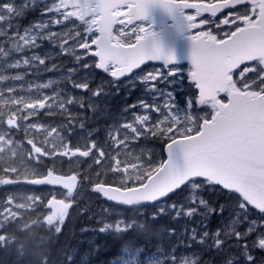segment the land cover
<instances>
[{
    "label": "snow or ice",
    "instance_id": "6c2138e0",
    "mask_svg": "<svg viewBox=\"0 0 264 264\" xmlns=\"http://www.w3.org/2000/svg\"><path fill=\"white\" fill-rule=\"evenodd\" d=\"M12 3L0 0V17ZM21 5L17 15L23 19L36 12L23 29L33 34L35 55L69 61L64 71L70 108L74 102L78 114L107 115L106 105L100 108L102 97L114 89L132 93L133 102L125 103L103 131L84 119L68 125L65 152L93 171L90 183L140 189L142 195L156 189L169 169L215 165L212 178L189 177L135 201L152 209L147 222L165 226L167 236L160 245L152 241L138 249L142 264H151L156 255L161 264H264V0H21ZM153 7L188 30L187 68L172 63L171 52L165 53L152 25L144 23ZM24 121L31 123L27 115ZM253 130L255 137L249 134ZM206 150L229 159H201ZM78 175L83 179L86 173ZM40 187L48 198L74 195L61 184ZM117 220L123 223V215ZM109 228V223L99 230L86 225L82 233ZM120 235L131 239L133 233ZM107 237L105 264L107 257L126 264L120 258L122 241ZM89 243L101 247L92 237ZM70 257L65 264H73Z\"/></svg>",
    "mask_w": 264,
    "mask_h": 264
},
{
    "label": "rangeland",
    "instance_id": "374dc122",
    "mask_svg": "<svg viewBox=\"0 0 264 264\" xmlns=\"http://www.w3.org/2000/svg\"><path fill=\"white\" fill-rule=\"evenodd\" d=\"M22 11L21 0H13L0 17V182L7 176L30 177L52 168L59 169L63 163L67 169L77 168L81 160L75 153H66L64 149L68 125H78L81 119L88 121L86 117L91 116V123L97 122L98 125H94L103 131L106 125L116 122L125 103L133 102L131 91L114 89L101 98L100 108L102 110L106 105L107 115H102L101 111L95 112L96 116L88 111L78 114L80 110L75 108L74 102L70 108V90L65 91L68 84L64 71L69 61L59 57L48 60L47 53L42 57L35 55L33 34L25 33L23 29L25 22L34 18L36 12H30L23 19L17 15ZM144 23H150L153 31L157 32L150 18ZM42 59L44 63L40 62ZM53 64L59 65L55 73L49 70ZM175 66L187 68L189 65ZM38 100L44 103L36 104ZM29 104L33 105L31 109L28 108ZM25 115L30 117L31 123H25ZM61 153L70 156L71 162L62 160L59 155ZM132 166L129 164L128 167L131 169ZM137 166L142 168L143 164ZM47 191L46 188L15 187L0 183V228L4 229L5 237H10L16 227L28 229L36 226V223L62 226V222L77 217V201L85 200L89 192H92L91 187L82 181L71 198L67 195L64 197L76 202L73 208L62 216H53L47 206L50 199L46 196ZM99 197L96 194L94 196ZM113 213L118 215L120 210L115 208L112 213L104 212L103 225L109 223L112 227L125 228L135 223L123 213V223H120ZM120 258L126 264H141L138 252ZM151 264H161V258L154 256Z\"/></svg>",
    "mask_w": 264,
    "mask_h": 264
},
{
    "label": "trees",
    "instance_id": "16d2710c",
    "mask_svg": "<svg viewBox=\"0 0 264 264\" xmlns=\"http://www.w3.org/2000/svg\"><path fill=\"white\" fill-rule=\"evenodd\" d=\"M96 116V113L93 114ZM90 125H98L97 122L91 123L93 118L86 117ZM58 157V156H55ZM60 171H77L85 172L82 181L91 187L90 183L93 171H89L79 164V166L67 169L63 163L59 168ZM98 182V181H97ZM95 194L89 192L85 200L77 201L78 212L77 217L69 218L63 225L57 229L54 225L39 224L28 229L16 227L10 237L4 236V229L0 228V264H65L64 258L71 255L73 264H105L103 253L108 251L105 246L106 235L113 240H121L120 251L124 255L137 254L138 249L142 250L151 246L152 241L157 245L166 241L167 236L165 226H151L146 216L152 209H142L138 207H117L108 204L102 198H94ZM115 208L120 210L119 214L127 217L129 220L135 221L133 225L125 228H117L110 226L109 229H104V232H86L82 233V229L87 225L97 230L103 228L104 212L111 213ZM140 211L145 212V216H139ZM122 212V213H121ZM114 216H118L114 214ZM113 224V223H111ZM52 226V227H51ZM131 230L133 236L131 239H124L120 233ZM6 230V229H5ZM59 233V235H58ZM89 237H92L96 242L100 243L101 247H95L89 243ZM136 241L142 243L137 244ZM94 249V250H93ZM119 256V252L117 253ZM139 258V256H138ZM141 264L142 261L139 258ZM109 264H113L114 258L107 257Z\"/></svg>",
    "mask_w": 264,
    "mask_h": 264
},
{
    "label": "water",
    "instance_id": "95a60500",
    "mask_svg": "<svg viewBox=\"0 0 264 264\" xmlns=\"http://www.w3.org/2000/svg\"><path fill=\"white\" fill-rule=\"evenodd\" d=\"M149 16L152 17L154 25L160 27L157 32L161 44L165 53L171 52L175 58L172 62L173 64H184L188 63V57L190 55L191 41L185 33L188 31L186 28L181 26H176L171 18V16L159 7H153L149 10ZM252 137H255V131L249 133ZM211 157L216 163H222L228 160L229 157L223 152L216 150H206L201 153L200 158L206 159ZM215 165L212 166H201V165H188L182 172H178L175 169H169L164 177L157 181L158 187L150 192L143 193L142 195H137L141 190H131L127 188L114 187L112 185L97 183L93 186L95 192L101 194L102 197L111 198L112 200L133 202L132 206H138L135 201L149 198L150 196L156 195L159 192H163L168 188L174 186L175 184L181 182L182 180L188 179L189 177L195 178L199 176H207L212 178L215 176L213 170ZM5 183H25L32 186H41L45 184H61L64 188L70 191H75L80 183V177L77 174H61L56 175L52 172L47 175L34 178V179H22V180H10L6 179ZM49 205L52 207L53 211L63 212L71 206V203H66L63 200H51ZM124 206H128L125 203Z\"/></svg>",
    "mask_w": 264,
    "mask_h": 264
},
{
    "label": "bare ground",
    "instance_id": "6f19581e",
    "mask_svg": "<svg viewBox=\"0 0 264 264\" xmlns=\"http://www.w3.org/2000/svg\"><path fill=\"white\" fill-rule=\"evenodd\" d=\"M122 213V212H121ZM109 214V213H108ZM109 217V216H108ZM43 223V222H42ZM36 224H38V223H36ZM52 227V226H51ZM12 235V234H11Z\"/></svg>",
    "mask_w": 264,
    "mask_h": 264
},
{
    "label": "flooded vegetation",
    "instance_id": "af4514ba",
    "mask_svg": "<svg viewBox=\"0 0 264 264\" xmlns=\"http://www.w3.org/2000/svg\"><path fill=\"white\" fill-rule=\"evenodd\" d=\"M35 176H38V175H35ZM11 177V176H10ZM17 177V176H16ZM19 177H22V176H19Z\"/></svg>",
    "mask_w": 264,
    "mask_h": 264
}]
</instances>
